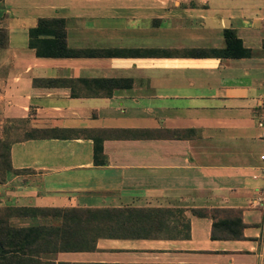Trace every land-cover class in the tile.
I'll use <instances>...</instances> for the list:
<instances>
[{
	"label": "crops",
	"instance_id": "obj_1",
	"mask_svg": "<svg viewBox=\"0 0 264 264\" xmlns=\"http://www.w3.org/2000/svg\"><path fill=\"white\" fill-rule=\"evenodd\" d=\"M3 12L0 136H41L11 143L0 205L135 207L112 226L156 228L51 258L264 264V0H2ZM42 16L64 19L71 47L119 53L36 55L28 28ZM224 28L247 55L190 53L225 46ZM204 207L227 209L220 236L193 212ZM232 209L240 237L224 235L240 226Z\"/></svg>",
	"mask_w": 264,
	"mask_h": 264
},
{
	"label": "trees",
	"instance_id": "obj_2",
	"mask_svg": "<svg viewBox=\"0 0 264 264\" xmlns=\"http://www.w3.org/2000/svg\"><path fill=\"white\" fill-rule=\"evenodd\" d=\"M2 0H0L1 2ZM7 12L0 14V48L8 44ZM225 46L222 48H194L190 53L222 56H243L249 48L233 28H224ZM28 46L39 56L106 55L119 53L112 48H74L67 44L64 19L60 16L38 17L28 28ZM112 85L125 84L122 79H102ZM38 133L23 137H38ZM18 137V136H17ZM10 134L0 136V182L17 172L10 160V146L15 139ZM94 154L101 151V142L95 141ZM227 209L219 207L193 208L198 215H209L212 220L211 236H220L216 223ZM237 229L228 228L225 236H242L243 222L239 209ZM135 207L108 206H56V205H4L0 206V264H68L51 256L61 250H83L95 247L98 237L147 236L156 234L153 226H112L138 214ZM12 216L29 217L30 222L13 224Z\"/></svg>",
	"mask_w": 264,
	"mask_h": 264
},
{
	"label": "rangeland",
	"instance_id": "obj_3",
	"mask_svg": "<svg viewBox=\"0 0 264 264\" xmlns=\"http://www.w3.org/2000/svg\"><path fill=\"white\" fill-rule=\"evenodd\" d=\"M11 137H17L16 135H12L10 134ZM0 206H4V205H0ZM10 221L13 223V224H17V225H22V224H26L28 222L31 221V219L29 217H23V216H12L10 218Z\"/></svg>",
	"mask_w": 264,
	"mask_h": 264
},
{
	"label": "built area",
	"instance_id": "obj_4",
	"mask_svg": "<svg viewBox=\"0 0 264 264\" xmlns=\"http://www.w3.org/2000/svg\"><path fill=\"white\" fill-rule=\"evenodd\" d=\"M263 102H264V96H263ZM262 157H264V155H262Z\"/></svg>",
	"mask_w": 264,
	"mask_h": 264
}]
</instances>
